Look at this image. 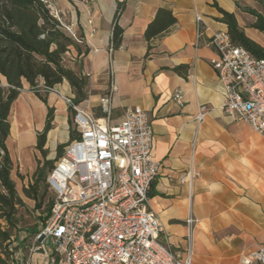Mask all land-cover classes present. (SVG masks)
Instances as JSON below:
<instances>
[{"label": "crops", "instance_id": "0c3cea01", "mask_svg": "<svg viewBox=\"0 0 264 264\" xmlns=\"http://www.w3.org/2000/svg\"><path fill=\"white\" fill-rule=\"evenodd\" d=\"M54 3L89 50L78 56L72 48L65 56L68 68L90 79L84 102L100 112V99L113 86L111 125L133 107L150 115L153 155L161 170L149 208L163 227L160 240L172 250L185 251L191 236L194 264H244L264 245V138L223 112V87L211 65L217 54L208 41L213 33L228 30L218 6L234 14L247 36L264 46V33L250 27L255 17L247 12L264 16V0H125L118 19L123 43L117 50L111 49L117 0ZM161 8L171 10L177 22L150 44L147 58L145 31ZM198 16L203 19L200 39ZM180 65L189 66L187 77L172 70ZM0 85L8 91L4 77ZM38 86L43 92V79ZM176 90L183 92V105L173 100ZM73 96L64 81L47 94L45 103L23 81L10 108L5 142L17 190L32 182L39 161L44 162L36 145L49 108H54L55 119L47 136V160H55L58 147L69 142L72 115L64 98ZM200 107L207 109L202 122L197 120ZM189 217L196 220L192 229L186 223Z\"/></svg>", "mask_w": 264, "mask_h": 264}, {"label": "built area", "instance_id": "2783aa9c", "mask_svg": "<svg viewBox=\"0 0 264 264\" xmlns=\"http://www.w3.org/2000/svg\"><path fill=\"white\" fill-rule=\"evenodd\" d=\"M68 1L87 4L94 0ZM48 7L62 29L82 43L54 0ZM89 24L92 26V21ZM197 29L200 39L201 16L197 17ZM208 44L217 54L211 65L223 87V112L264 138V59L235 46L227 30L213 33ZM115 90L112 86L101 97V117L86 102L75 103V96L64 98L73 111L78 137L64 147L48 175L53 203L32 246L25 250V235L13 236L8 242L10 264H194L192 237H188L187 250L170 249L160 240L163 227L149 208L150 193L161 170L153 155L150 115L133 107L118 124L111 125ZM172 97L183 105L181 90L174 91ZM206 114V107H200L197 120L202 122ZM4 158L0 146V171ZM188 175L182 176V183ZM186 223L192 229L196 220L189 217ZM244 264H264V245L250 253Z\"/></svg>", "mask_w": 264, "mask_h": 264}, {"label": "trees", "instance_id": "16d2710c", "mask_svg": "<svg viewBox=\"0 0 264 264\" xmlns=\"http://www.w3.org/2000/svg\"><path fill=\"white\" fill-rule=\"evenodd\" d=\"M50 0H0V78L4 77L9 85L4 92L0 85V146L5 150V165L0 171V264H10L11 253L8 242L14 236L12 229L17 226V207L23 204L15 181L11 177L13 163L9 157L5 142L9 135L10 123L8 120L11 105L18 97L26 81L36 95L45 103L46 96L57 85L67 81L74 94L75 103H82L89 97L90 79L87 75L78 74L65 65L66 54L74 48L78 56H84L88 49L82 43L74 41L61 27L59 21L50 12ZM217 6V5H216ZM222 14L221 22L228 27L231 42L245 49L256 59H264V46L251 39L239 25L234 14L228 13L217 6ZM124 2H118L115 15V24L111 39V49L117 50L123 43V29L118 25V19L123 12ZM247 12L255 17L251 28L264 33V16L251 9ZM177 19L169 9L161 8L145 31L148 42L146 57L150 56L151 43L170 32ZM180 76L187 77L189 66L180 65L172 69ZM39 79L44 80L43 92L38 86ZM70 119V140L78 137L73 125V111ZM97 117L102 114L95 111ZM55 110L48 109L46 124L42 132L37 135L36 149L44 158L33 175L32 183L23 187L26 198L35 201V208L40 209L48 196L47 183L49 173L54 168L57 160L62 156L65 145L58 147L55 160H47V136L54 127ZM20 176V175H19ZM154 196L153 190L150 198ZM53 199L49 201L45 218L49 215ZM7 227V228H6ZM32 235L38 233L37 227L32 229Z\"/></svg>", "mask_w": 264, "mask_h": 264}, {"label": "rangeland", "instance_id": "374dc122", "mask_svg": "<svg viewBox=\"0 0 264 264\" xmlns=\"http://www.w3.org/2000/svg\"><path fill=\"white\" fill-rule=\"evenodd\" d=\"M262 11L264 13V5L262 6ZM104 95V94H103ZM32 182H29L27 186ZM47 186V183L43 184ZM23 186V187H27ZM23 189L18 188V192L23 199V204L18 206V212L16 214L17 226L12 229V233L14 236L19 237L20 235H25V239L23 241V245L26 251L32 246L34 235H32V229L37 227L39 230L44 217L46 216V211L49 206V201L53 199V194L50 189H47L48 196L45 199L42 207L40 209L35 208V201L28 199L24 196ZM7 228V227H6Z\"/></svg>", "mask_w": 264, "mask_h": 264}]
</instances>
